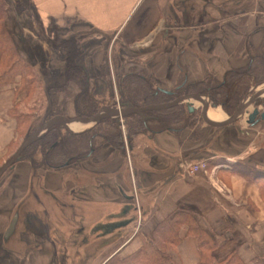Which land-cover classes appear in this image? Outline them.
<instances>
[{
    "label": "crops",
    "instance_id": "crops-1",
    "mask_svg": "<svg viewBox=\"0 0 264 264\" xmlns=\"http://www.w3.org/2000/svg\"><path fill=\"white\" fill-rule=\"evenodd\" d=\"M31 1L44 28L51 21L61 26L82 23L99 31L98 40L104 34H112L118 43L128 47L165 43L168 59L162 56L153 61L154 77L163 90H176L183 84L204 80L209 74L222 80L227 71L248 65L233 54L229 43L233 40L224 36L232 28L235 39H239V14L223 20L229 9L227 1L239 0ZM207 12L214 13L213 18H221L219 25L204 23L200 30L192 29V25L181 32L174 27L168 31V16L196 24L208 20ZM258 13L263 18L256 17L254 11L250 20L253 18V26L264 27V10ZM26 15L27 21L34 20L35 14L30 10L20 15L7 10L5 25L15 45L34 68L47 70L52 79L61 78L65 68L63 51L53 48L35 32L42 30L39 22L38 30L31 24L16 26L13 21ZM220 39L227 40V46L223 48ZM87 40H95V36ZM224 49L226 61L217 55L218 51L223 54ZM3 70L0 57V74ZM19 97L16 84H0V156L1 150L17 140V124L10 112L21 101ZM124 134V153L104 143L71 169L47 170L42 175L46 193L59 208L66 207L60 204L61 196H68L76 210L73 221L78 224L74 239L81 242L62 252L50 233L38 249L28 246L31 249L24 253L22 263L19 260L15 264H59L61 255L67 264H107L114 256L128 259L146 239L153 238L161 222L178 212L203 230L213 246L203 244L195 229L184 223L178 242L167 253L174 264H203L207 259H212L213 264H227L233 255L240 264H264V182L251 174H264V119L254 125L244 118L219 128L183 127L153 136ZM200 162H206L207 168L188 170ZM13 170L6 186H1L4 189L0 211L6 212L0 213V237L9 227L8 218L18 215L19 219L18 204L31 190L33 174L29 164L21 162ZM220 184L227 187L226 191H220ZM32 219L31 230H37L36 224L38 230L46 224L43 217ZM45 229L49 233L47 225ZM10 260L6 263L13 264Z\"/></svg>",
    "mask_w": 264,
    "mask_h": 264
},
{
    "label": "rangeland",
    "instance_id": "rangeland-1",
    "mask_svg": "<svg viewBox=\"0 0 264 264\" xmlns=\"http://www.w3.org/2000/svg\"><path fill=\"white\" fill-rule=\"evenodd\" d=\"M5 1L7 2V10L11 9V13L14 15L16 13L15 0H5ZM227 4L229 5V9L226 10L225 12L226 15H224L223 20H227L229 19L227 17L235 16V14H239L240 21L238 24L240 26V35H239V39H235V33H233L232 28H228L230 33L228 32L227 35L224 36L225 38L227 37L229 40H233V42H229L230 44H232V48L234 49L233 54L235 56L238 55L240 60H243L242 63L244 61L246 63L247 61L246 64L248 65H244L240 68L227 71V73H225L222 80L216 78L213 74H209L207 78H205L204 80L196 81L194 83H188L184 88H182L179 91L178 96L185 93L195 92L192 88H190L191 85L196 84L200 86L209 79H212L211 82L216 81L214 86H216L217 83L222 84L224 83L227 74H229L230 76L233 71H236L235 73H233V75H231L235 80L234 86L237 87L240 85V83H242L243 86L245 87L243 97L240 98L241 100L239 101L238 104H240L246 97H248V95L253 93L254 88L256 86L258 85L260 87L264 86L263 74L261 76L260 75L255 76L253 75L252 72L251 74L239 72L241 69L244 70L247 66L248 67L250 66L251 59H252V65H251L252 69H254V71L258 70L261 73L264 72V69H257L256 67V65L258 64L259 57L264 56V27L263 26L261 27L258 24L256 26H253V22H252L253 18L250 20V16H249L251 13L255 11L256 17L263 18V15L258 13V11L261 10L263 12L264 0L227 1ZM174 8L177 9V6L174 5ZM232 9L234 10L232 11ZM211 14L213 15L214 13ZM211 14H208L207 12L208 20L206 22H198L196 24L185 22L183 20L179 21L174 18H170L171 16H168L167 24H170L169 26L170 28L168 31L171 32V28L174 27L176 32H181L184 31L185 29H188L192 25H194L192 29L200 30L203 28L202 24L204 23H212L215 26L219 25L220 22L218 21L221 18L220 17L213 18ZM26 19L27 20L29 19L28 15L22 17V20L15 19L13 21L12 19V21L15 22L16 26L18 25L22 26V24L23 25L31 24V26H34L33 28L35 30L39 29L38 27L39 21L35 16L33 18L34 20L32 21L30 20L27 21ZM261 20L262 19H259V21ZM12 21H10V23L13 24ZM248 23L249 25H247ZM236 24L237 22H234V25ZM198 25H200V27H198ZM49 26L51 29L56 28L54 29L56 30V32L54 33L50 31ZM49 26L47 27L48 29L44 28L39 32L38 31L35 32L37 34L39 33L44 40L48 41V43H50V41L53 39H56L59 43L62 42V47H60L58 50L63 51L64 58H66L69 44L66 45V43L63 42L68 40L73 41L72 48L74 51L73 54L75 56V61L86 69V74L88 76L87 77L88 86L86 85V90L88 92L84 93V90L82 86L79 84V82L73 79L69 82H65V88L56 92L54 103L53 101H48L45 94V86L49 84H54V80L47 74L46 75L43 74L41 76L44 80L43 82L39 84L37 82H34L30 86L29 90L23 92L18 91L17 93L21 94V97H19L21 101L18 103V105L17 103L15 104L16 110H19L20 112L26 114V117L23 119L19 116V120L17 118L15 119L17 124V129H16L17 140L15 144H11L7 149L1 150L0 166L19 148L24 138L37 128V126L39 125L40 121L44 116H47L48 118L55 115H62L71 118L82 116L81 114H78L77 106H76L80 98L89 99L88 101L91 100L94 101L96 106L97 105L100 106V108L98 109L99 111L105 105L120 106L122 103H130L125 100H128L126 97L128 96L129 93L128 90L131 88L130 82L134 78H139V79L146 78L148 82L151 84L150 86H153L152 88L160 89V86H158L159 84L154 77L153 61L158 58H162V56H164L165 58L169 56L167 54V51L169 49L164 47V45L166 46L165 43L162 42L161 45L156 47H152V45H150V42L149 44H144L142 46L136 45L133 47H128L118 43L119 39H114L112 34H104L101 40H98L96 36L98 37L99 31H97L96 29L84 27L82 23L77 24V23L68 22V23H64V25L61 26L56 24L55 21H51ZM33 28L32 30H34ZM72 29H75V31H73ZM79 30L81 32H79ZM193 34L197 35L196 33ZM89 36L90 37L95 36V40L92 41L87 40ZM252 37H254L255 39L253 40ZM220 41L222 42L223 48L224 46H227V40L220 39ZM183 50L184 49H182L181 52ZM179 54L182 55L181 53ZM226 54L227 53L225 52V49L223 54H221L220 51L217 52V55L221 59H223V61L227 60ZM160 61H164V59H160ZM179 61H181L180 58ZM242 63L240 61V64ZM35 71L40 75V68H35ZM77 77L79 78L81 76L77 75ZM54 79L59 80V81H55V83L64 82L63 79L60 80L61 79L60 77ZM220 91L221 88L219 92ZM219 92L211 91L210 93L206 92L203 94L206 96L209 105H211L209 108L210 111L217 110V108H220L221 110H223L222 112L223 114H225V117H227V115H230L232 113V110L230 109L232 103L229 102L228 100H219L221 99V96L217 94ZM213 93L219 98L218 100H215V98L211 96ZM220 94L222 93L220 92ZM193 101L195 103L197 111L194 113V116L190 118V120L186 118L187 123L188 122L191 123L189 126H187V123H185V127H200V125L207 126L202 121L198 111L200 109L201 102L198 100H193ZM221 101L224 102L226 101L227 103H229L228 108L225 107L223 105V102ZM263 102L264 101H261V104H263ZM213 104H217V107H213L212 106ZM85 105L86 104H83L84 108L87 107V105L86 106ZM181 105H183L185 109H187L186 103H182ZM78 124L83 125L81 123ZM178 126L182 127L183 125H178ZM88 127L89 125H83V128L79 129V131L87 130ZM122 129L125 132L127 131L124 125H122ZM44 156L45 155L42 152L41 147L36 148L35 146L29 152L25 154L23 153L21 161L17 162L14 165V167H16L17 164L21 162L24 161L27 162L31 168V173L33 174L32 183H31V190L29 192V195L27 197H24V199H22L19 202L18 207L16 209L17 211H19L20 214L17 227L15 230L16 234L14 233V235L9 237V240H5L4 236H2L1 234L0 264H7L10 259H11L10 263L15 264L16 261H18L19 263L21 261L22 263L24 253L27 250L31 249L28 246H31L35 250L38 249L41 242L47 239L50 233L52 234L51 236L55 237L56 241L59 242L58 243L60 244L59 249L62 252L63 250L65 252V249H67L68 246L72 247L73 245L81 242L80 239H74L76 237L78 224L74 223L73 221L74 213L76 212V210L71 207V203L68 196L66 194L61 196L62 202L60 204H63L66 207L63 209L59 208L57 204L54 202V200L52 201L51 196L46 193L45 186L43 185L45 183L41 182L42 175L47 170H51L44 168L43 164L41 165L42 160L45 159ZM73 162L74 161L70 162V164L66 166L64 169H71L72 165L74 164ZM13 168L9 169L0 179V195L2 194L3 189L6 186L9 177L14 171ZM2 183L4 187H1ZM67 194H69V192H67ZM2 212L5 213L6 211L1 210L0 213ZM36 216L43 217L44 221H46V224L41 225L39 230H38L39 225L36 224V226H38L37 230H33V229L31 230L30 228H32V221L34 222L32 218ZM13 217L11 218V220L13 219ZM8 220L9 221L7 222L9 226L11 220L10 218H8ZM46 225L49 230V233H47L45 229ZM80 226L82 227L83 225ZM24 240L25 241L27 240V242H24ZM7 258H10L8 259V262H7ZM59 264H67L65 257L62 255L60 257Z\"/></svg>",
    "mask_w": 264,
    "mask_h": 264
},
{
    "label": "trees",
    "instance_id": "trees-1",
    "mask_svg": "<svg viewBox=\"0 0 264 264\" xmlns=\"http://www.w3.org/2000/svg\"><path fill=\"white\" fill-rule=\"evenodd\" d=\"M15 2L17 14L20 15L24 11L29 10L34 12L42 29H44L41 18L31 0H15ZM6 14L7 2L5 0H0V57L4 67L3 72L0 74V84H16L17 92H23L29 90L34 82H37L38 84L43 82L44 80L41 77L43 74L50 75L48 74L49 72L43 68L40 69L39 75V73H36L33 65L22 57L14 43L12 35L6 28ZM54 29L56 28H50V31L55 33L56 30ZM50 43L55 49L62 47V42L59 43L56 39L51 40ZM63 43H66V45L69 44L65 58V68L61 77L64 82L55 83V81L59 80L53 79L54 84L45 86L47 100L53 101V103L56 92L64 89L65 82H69L73 79L79 82L84 93L88 92L86 90V85L88 84L86 69L75 61L72 48L73 41L68 40ZM251 65L252 59L250 66H247L244 70L241 69L239 72L247 74H251L252 72L255 76L264 75V72L261 73L258 70L254 71ZM256 67L257 69H264V56L259 57ZM235 72L236 71H233L231 75ZM77 75H80L81 77L78 78ZM231 75L229 76V74H227L224 83H217L216 86H214L216 81L211 82L212 79H209L200 86L195 84L191 85L190 88L199 93H210L211 91L219 92L221 88L220 92L222 94H220V92L217 93L221 96V99H219L214 93L211 96L214 97L215 100H228L231 102L232 106H230V109L233 113L239 105L240 98L243 97L245 87L242 83L237 87L234 86L235 80ZM18 77L20 80H17ZM150 85L151 84L146 78H134L130 82L131 88L128 90L129 93L126 97L128 100L125 101L132 103L136 107L167 103L175 99V97L178 96L180 89L186 86L185 84L181 85L180 88L174 91L173 95H169L164 90L154 89L152 88L153 86ZM80 99L76 105L78 114L89 116L98 112L100 106H96L94 101H88L89 99L85 98ZM19 102H17V105ZM221 102H223V105L228 108L229 103L226 101ZM83 104H86L88 108H84ZM10 115L18 120L19 116L23 119L26 117V114L16 110V105L11 109ZM145 115L147 116L146 120L137 114L126 116L124 118V125L127 130L126 133L132 137L139 133H146L153 136L165 130L180 131L185 127V123H187L186 118L190 120V118L194 116V113H189L183 105L179 104L165 110L147 111L145 112ZM190 123L191 122H188L187 126H189ZM178 125L183 126L179 127ZM126 142L122 126L114 119H105L95 126L78 133L69 132L63 126H55L43 134L37 142L32 144L31 147L24 152V154L32 150L35 146L36 148L41 147V150L45 155V159L42 160L41 165L43 164L46 169L58 170L64 169L72 161H74L73 163H81L82 161L87 160L91 151L93 149L95 152L98 151L99 148H102L104 143H109L111 146L124 153L126 151ZM251 174L256 179H262L264 182V174H259L258 172H251ZM184 223L188 224L190 229H195L194 231L199 237H201L200 239L203 244L207 245L209 248L213 246L210 239L205 237L203 230L195 226L194 222L189 219L188 216L178 212L161 222L156 227L153 238L146 239L143 246L128 259L123 260L119 259L118 256H114L107 264H174L167 253L171 246L178 242V232ZM102 227L103 226H101V228ZM203 264H213L212 259H207ZM227 264L240 263L237 261L236 256L233 255L229 258Z\"/></svg>",
    "mask_w": 264,
    "mask_h": 264
},
{
    "label": "water",
    "instance_id": "water-1",
    "mask_svg": "<svg viewBox=\"0 0 264 264\" xmlns=\"http://www.w3.org/2000/svg\"><path fill=\"white\" fill-rule=\"evenodd\" d=\"M165 92L169 95L174 94V92L170 90H165ZM263 94L264 86H256L254 88V92L248 95V97H246L238 105L233 114L229 115L224 120H213L207 117L206 113H208L211 105H209L206 96L203 93L198 92L185 93L179 95L170 102L143 107H136L132 103H122L120 106L105 105L97 113L89 116H78L72 118L62 115H55L50 118L44 116L37 128L24 138L19 148L0 166V179L9 169L13 168L17 162L21 161L22 155L27 148L37 142L43 134L55 126H63L67 131L75 132L71 128V125L75 123H81L92 127L105 119H117V122L122 124V119L132 114L140 115L144 120H146L147 116L145 115V112L147 111L165 110L182 103H186L188 111L190 113H194L197 111V108L190 100H198L201 102L200 109L198 110L200 117L202 121L210 127L219 128L228 126L245 116H247V122L254 125L261 119H264V102L262 104V108L258 105L261 101H264ZM212 106L217 107V104H213ZM17 222L18 215H15L4 234L5 239H8L14 234Z\"/></svg>",
    "mask_w": 264,
    "mask_h": 264
},
{
    "label": "bare ground",
    "instance_id": "bare-ground-1",
    "mask_svg": "<svg viewBox=\"0 0 264 264\" xmlns=\"http://www.w3.org/2000/svg\"><path fill=\"white\" fill-rule=\"evenodd\" d=\"M264 95V94H263ZM194 103L193 100H190ZM195 104V103H194ZM207 117L213 119V120H223L222 118L224 117L223 112L220 108H217V110H209L208 113H206ZM71 128L74 131H79V129L83 128V125H80L78 123L72 124Z\"/></svg>",
    "mask_w": 264,
    "mask_h": 264
},
{
    "label": "built area",
    "instance_id": "built-area-1",
    "mask_svg": "<svg viewBox=\"0 0 264 264\" xmlns=\"http://www.w3.org/2000/svg\"><path fill=\"white\" fill-rule=\"evenodd\" d=\"M205 168H207V163L206 162H200L198 164H195V165L188 167V170L191 172H196V171H199L200 169H205ZM219 189H220V191L224 192V191H226L227 187L220 184Z\"/></svg>",
    "mask_w": 264,
    "mask_h": 264
}]
</instances>
